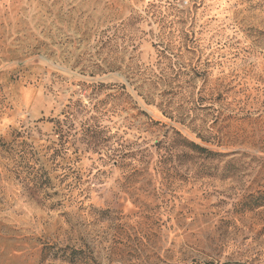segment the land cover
I'll return each instance as SVG.
<instances>
[{"label": "rangeland", "instance_id": "obj_1", "mask_svg": "<svg viewBox=\"0 0 264 264\" xmlns=\"http://www.w3.org/2000/svg\"><path fill=\"white\" fill-rule=\"evenodd\" d=\"M0 264H264V0H0Z\"/></svg>", "mask_w": 264, "mask_h": 264}, {"label": "trees", "instance_id": "obj_2", "mask_svg": "<svg viewBox=\"0 0 264 264\" xmlns=\"http://www.w3.org/2000/svg\"><path fill=\"white\" fill-rule=\"evenodd\" d=\"M183 145H184V147H187L189 149V151L195 152L198 155H203V157H205V158H210L213 155H215L212 152L207 151L203 147H200L198 144H196V143L194 144L192 142H188L187 140H184L183 141ZM27 150H29V149L27 147L26 142L25 143H21V145L20 144L19 145L17 144L16 146L10 143V145H7L4 148V150H3L4 153H6L7 157L11 158L12 160L15 159V160H18L19 161L17 163L18 171H16L17 169L16 170H13L15 173L18 172L17 173L18 175H20L22 173L20 171V161H21V159H24V161H25L24 167H22V168L25 169V172H28L29 174H33L34 171H35V168L33 166H31L30 168L27 167L28 157H26V156H27V154H29V152ZM36 172H37V170H36ZM31 181H33V186L34 187H37L36 186L37 184L35 183V179L32 178ZM259 204L260 203L255 202V203H253V206H250V207L251 208H253V207H259Z\"/></svg>", "mask_w": 264, "mask_h": 264}]
</instances>
